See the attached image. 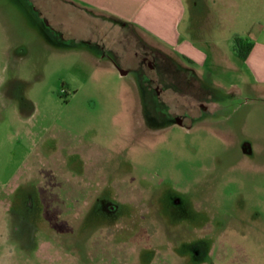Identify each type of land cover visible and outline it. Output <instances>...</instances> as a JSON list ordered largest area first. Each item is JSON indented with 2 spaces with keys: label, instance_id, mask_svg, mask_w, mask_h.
<instances>
[{
  "label": "rangeland",
  "instance_id": "1",
  "mask_svg": "<svg viewBox=\"0 0 264 264\" xmlns=\"http://www.w3.org/2000/svg\"><path fill=\"white\" fill-rule=\"evenodd\" d=\"M179 3L201 55L150 34L122 63L62 0H0V264H264V82L236 50L264 0L151 22Z\"/></svg>",
  "mask_w": 264,
  "mask_h": 264
},
{
  "label": "crops",
  "instance_id": "2",
  "mask_svg": "<svg viewBox=\"0 0 264 264\" xmlns=\"http://www.w3.org/2000/svg\"><path fill=\"white\" fill-rule=\"evenodd\" d=\"M155 0H62L65 6L63 14L65 18L76 22L77 31L70 32L73 40L96 46L99 51L113 53L122 63L132 57V46L134 41L144 48V37L150 34L165 46L173 47L181 54L191 60L201 55V52L182 38L178 31L181 22L182 6L179 3V13L172 23L151 22V8ZM159 1V0H157ZM177 1V0H176ZM177 4V3H176ZM156 8V7H155ZM82 15V22L71 12ZM51 25L53 30L65 36L61 24H57L55 16H52ZM76 31V32H75ZM99 31V37L96 32ZM144 36V37H143ZM130 38L131 43H127ZM260 38V37H259ZM133 40V41H132ZM251 51L246 59H243L250 67L252 65L255 79L264 82V41L254 39ZM129 48V50H127ZM148 51V49H146ZM143 49H140L142 52ZM203 54V53H202ZM142 55V54H141ZM140 58V55H138ZM144 58H141V61ZM252 63V64H251ZM126 75V73H122Z\"/></svg>",
  "mask_w": 264,
  "mask_h": 264
},
{
  "label": "trees",
  "instance_id": "3",
  "mask_svg": "<svg viewBox=\"0 0 264 264\" xmlns=\"http://www.w3.org/2000/svg\"><path fill=\"white\" fill-rule=\"evenodd\" d=\"M251 48V44H244L242 41H238L236 43V50L238 52V55L243 59H246L248 57Z\"/></svg>",
  "mask_w": 264,
  "mask_h": 264
},
{
  "label": "flooded vegetation",
  "instance_id": "4",
  "mask_svg": "<svg viewBox=\"0 0 264 264\" xmlns=\"http://www.w3.org/2000/svg\"><path fill=\"white\" fill-rule=\"evenodd\" d=\"M150 57L144 58V60L146 61V63L148 64L149 67H151V60H149ZM109 210L114 211V207L110 206Z\"/></svg>",
  "mask_w": 264,
  "mask_h": 264
}]
</instances>
